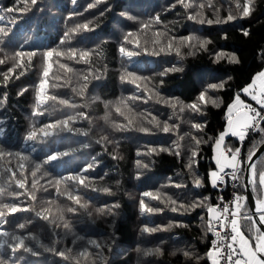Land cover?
I'll list each match as a JSON object with an SVG mask.
<instances>
[{"label":"trees","instance_id":"trees-1","mask_svg":"<svg viewBox=\"0 0 264 264\" xmlns=\"http://www.w3.org/2000/svg\"><path fill=\"white\" fill-rule=\"evenodd\" d=\"M244 2L37 0L32 5L28 0L25 6L23 0H0V27L8 33H0V60L5 61L0 64V148L13 153L0 158V188L4 189L0 209L7 213L5 204L21 209L6 215L2 230L35 237L26 243L36 252L18 253L23 259L16 264H197L185 252L201 257L199 264H211L206 258L212 239L207 208L217 194L209 179L216 168L215 140L225 129L230 102L264 68V0H252L248 17L241 14ZM229 14L237 18L224 22ZM189 15L196 19H188ZM84 24L90 30L73 31ZM185 37L194 39L185 41ZM200 41L209 43L201 47ZM121 46L140 55L129 59L120 52ZM160 48L165 51L152 54ZM72 49L75 59L69 58ZM50 50L64 53L48 61L52 67L44 93L55 99L38 108L36 95L45 79L43 54ZM84 50L92 53L88 63L79 60ZM17 51L36 55L15 67ZM233 56L235 61L230 60ZM10 68L13 71L5 81L3 74ZM172 68L178 70L161 75ZM128 72L136 76L128 77ZM220 83L223 88L208 87ZM201 92H206L205 102L199 112H193L187 105L200 103ZM69 116L74 118L71 130L57 129L36 142L26 140L29 131L39 132L45 124ZM195 124H201V129ZM165 125L170 132L163 131ZM260 127L264 129V124ZM263 141L264 131L258 130L243 142L228 136L224 145L239 148L243 159ZM193 150L196 164L189 167ZM17 152L27 160L20 161ZM60 153L67 155L44 163L47 156ZM254 162L257 170L264 167V151ZM37 164L41 167L33 178ZM88 165L92 168L83 172ZM12 172L16 176L10 179ZM78 174L88 177L87 188L71 181L55 183ZM16 179L25 181L24 189L14 183ZM196 180L202 182L200 187H195ZM243 183L242 178L239 191L245 197ZM66 188L79 195L86 207L68 200ZM144 192L159 199L144 197ZM205 197L203 207H189ZM141 199L159 210L141 212ZM241 203L244 212L248 205ZM103 207L111 211L97 212ZM38 212L49 219L38 217ZM241 220V226L250 223ZM21 224L26 227L19 228ZM4 239L11 243L10 237H0ZM155 249L162 254H155ZM146 251L152 254L145 255ZM81 252L88 254L78 255ZM0 255L6 264L16 260L7 246Z\"/></svg>","mask_w":264,"mask_h":264},{"label":"snow or ice","instance_id":"snow-or-ice-1","mask_svg":"<svg viewBox=\"0 0 264 264\" xmlns=\"http://www.w3.org/2000/svg\"><path fill=\"white\" fill-rule=\"evenodd\" d=\"M32 5H35L37 3V0H30ZM181 3H183V0H180ZM24 5L26 6L28 3V0H23ZM252 0H245L243 7L241 8V14L243 17H248L251 15L252 12ZM185 8L190 7V5L185 4ZM203 7V5H201ZM237 7L240 8V5L237 4ZM16 9H12V11H15ZM237 17L233 16L232 14H229L226 18V21H232L236 19ZM2 19V18H0ZM188 19L195 20L196 16L189 15ZM156 21L159 22V17H156ZM200 23H208L212 24L214 21L212 20H200ZM216 23H220V20L215 21ZM143 27L147 28L148 25H143ZM78 30H90L88 27V24L84 25H78L76 29L73 31ZM0 33H3L5 36L8 34L5 32V29L3 27H0ZM130 35V34H129ZM244 35H248V32L245 31ZM65 36H68V33H65ZM127 40V37H125ZM185 41H191L194 39L193 37H185L183 38ZM63 43V41H62ZM209 43V41H200V46L205 47L206 44ZM173 47L172 43L170 42L167 46L169 50H171ZM2 51V49H0ZM165 48H160L159 52H153V55H159L160 52H164ZM71 55L70 59H75L77 56L76 50L72 49L70 50ZM120 52L124 54L126 57L131 59L134 56L140 55L139 52H133L129 51L123 46L120 48ZM35 51H17L15 53V56L13 59L17 60V64L15 67H20L22 65L23 59L25 57L29 58V60L35 56ZM53 55L56 56H63L64 53L55 52V50L47 51L43 54L44 60H45V67L43 69V76L45 79H42L39 83V90L36 95V104L37 107H41L44 104L47 103L48 99H55V97H48L44 93L45 85L47 84V77L49 75V71L52 67L51 63H49V59L53 57ZM92 55L87 50L80 51L79 52V60L83 61L85 63L89 62V58ZM223 54H218V59L222 58ZM231 61H235V57L230 58ZM5 63L4 60H0V64ZM61 67H66V65H61ZM178 69L172 68L165 71V73H162L161 75H166L168 71H176ZM13 71L12 68L8 70V72L3 74V79L7 81L9 79V73ZM128 77H135L136 74L132 72L127 73ZM86 79V78H85ZM121 79H125L124 76L121 77ZM256 81H259L260 83V90L259 93H256ZM133 82H135L133 80ZM210 89H218L223 88L224 83L220 84H211L208 86ZM82 94V93H81ZM242 94H247L251 97V100L256 103V105L259 106V110L257 107H253L251 104H245L244 100L241 99ZM139 97H133L132 99H138ZM206 98V92H201L199 95V102L200 103H193L191 105H187L188 108H190L193 112H199L201 104L205 102ZM214 103V101H213ZM61 104L68 105V101H61ZM72 107H75V105H71ZM176 104L173 103L172 107L175 108ZM241 107L245 109L244 111H241ZM183 107L181 108V111H183ZM235 110V111H234ZM119 111V109H117ZM37 115H41L43 113L37 112L35 113ZM83 115V114H81ZM73 117L69 116L63 121L56 120L54 122L45 124L43 127L39 129V132L36 130H31L26 135L27 141L36 142L38 137L41 140L47 139L48 137H51L52 135L56 134V130L59 131L63 130H71L69 128L70 121H73ZM129 124H131V121H129ZM261 124H264V71H261L257 74L256 78L253 80V83L248 85L247 87L243 88L241 90V93H237L234 101L232 104L228 106V121H227V127L226 130L219 133L218 138L215 140V147L216 149H220L223 142L225 141V138L229 135L238 137V139L243 142L246 138V134L249 132V130L252 131H264V129H261ZM127 126H125L126 128ZM194 127L196 129H201V124H195ZM125 130V129H121ZM141 131H148V129H140ZM163 131L165 133L170 132L171 129L169 126L165 125L163 127ZM197 145L200 143V141H196ZM153 151H155L153 149ZM161 151H167V149H161ZM228 152L231 153L230 156L226 155L225 152L221 151L215 158V165L216 168L210 172V183L213 188H219L220 185L225 184V177H228L231 181L239 183L241 179H244L243 187L250 191L256 193V197L254 199V209L252 210L251 214L249 212H244L242 219L248 220L251 224V227L249 229L251 233V237H246L244 233L241 231L239 220L236 218L240 215V210L244 207V205L241 203V201H246L247 197L240 196V195H234L233 200L231 202V206H234L235 211H231V206L228 204H223V198H221V203L215 207L209 206L207 208V212L210 215H214L219 212V215H214L215 223L219 225L220 231H217L215 234L218 237L217 240L213 241V247L208 251L206 254V258L211 260V264H221L223 261V264H264V171H258L255 162L253 161V153H249L247 158H241L240 156V149L237 148L233 152L231 149H228ZM5 155H13L11 152H5L3 148H0V158H3ZM15 155L19 158L20 161L27 160V157L22 155L21 153L17 152ZM61 155H67V153H60L56 155H49L47 156V159L44 161V163H48L54 160H57L59 156ZM197 156V152L195 150L192 151L191 154V162L189 167H192L194 164H196L195 157ZM24 165L23 163L20 164V168L23 169ZM40 165L37 164L35 166L36 171L32 172L33 178H35L37 171L40 169ZM146 167V165H145ZM92 168V165H88L83 172H87ZM225 169H230V172H226ZM6 171H11V169H6ZM23 173H21L22 175ZM16 176V172H12V179ZM88 180V177L83 174L78 175H69L66 177H63L61 179L56 180V185L59 186L62 181H71L74 182L78 186H82L83 188H87L88 184L86 181ZM14 183L20 188H25V181L23 179H16L14 180ZM201 181L196 180L195 181V187L201 186ZM33 186H35V179H33ZM4 189L0 188V193H2ZM57 191L59 192V187H57ZM104 191H110L109 189H105ZM67 195V199L73 201L76 205H80V207H86V205H82L80 203L81 197L79 195H73L72 191H69L68 188L65 189V193ZM144 197H149L152 200H158L159 196L154 195L152 192H144ZM32 199H35L33 196ZM208 198L205 197L204 200L194 202L193 205H190L189 207L197 208V207H203L204 202ZM118 206V205H117ZM140 210L141 212L145 213H153L154 211H158L159 209H154L150 207L147 203H145L144 199L140 200ZM3 209L7 210V213L0 209V237H10L11 243L9 242V239L0 240V249L7 248L10 249L12 256L16 257V260L12 261V264H16V261L22 260V255H17L20 252L23 253H31L33 255L36 254V252L33 250V248L26 243V240H34L35 237L31 236H21L16 235L14 233H9L7 231L2 230L3 223H6L5 217L9 213H16L17 211H20L21 209L18 208L15 205L9 206L7 204L3 205ZM70 212H74V208L68 209ZM173 211H176V208L172 209ZM111 210L107 207L98 208L97 212L102 214H107ZM38 217H41V213H36ZM231 215L233 218L228 221L226 220V216ZM253 216L255 219H253ZM44 220H48V216H42ZM221 220H225L224 223H221ZM210 227L209 231H212V221H209ZM26 226L24 224L19 225V228L24 229ZM65 228H68V225L65 224ZM159 229L153 228L148 229L145 228L144 231H158ZM95 244L96 247H100V245L96 242H91ZM155 252V254L160 255L162 254L160 249L152 250ZM61 256H64L65 254L63 252L58 253ZM88 253L81 252L78 255L85 256ZM152 254V252L146 251L145 255ZM185 256L189 257L190 259L195 258L197 261V264H199V260L201 257H194L193 253L191 252H185ZM0 264H6V259L4 256L0 255Z\"/></svg>","mask_w":264,"mask_h":264},{"label":"built area","instance_id":"built-area-1","mask_svg":"<svg viewBox=\"0 0 264 264\" xmlns=\"http://www.w3.org/2000/svg\"><path fill=\"white\" fill-rule=\"evenodd\" d=\"M249 104H251L253 107H257L258 110H259V106L256 105L255 102H251ZM252 132H253L252 130H249V132L246 134V137L249 136ZM228 149H231V147L230 146H226L224 148V152L226 154H231V153L228 152ZM232 151L234 152L235 150H232ZM225 171L226 172H230L231 170L230 169H225ZM225 181H226L225 184L220 185L219 188H215V189H217V194L214 197V202L210 206L215 207V206L219 205L221 203V198H223V204H228V205L231 206V202L233 200V196L234 195H240L241 196V193L239 191L240 182L239 183L233 182L228 177H225ZM231 211H235L234 206H231ZM214 215H219V212L214 214ZM214 215H210L208 213V223L211 220L212 221V225L211 226L213 228L210 249L213 247V241L218 239V237L216 236L215 233L217 231H220L219 225L215 223ZM240 217H241V214L239 216H237L236 218L239 220ZM232 218L233 217L231 215H227L226 216V220H228V221H230ZM224 222H225V220H221V223H224ZM209 226H210V224H209ZM221 264H223V261L221 262Z\"/></svg>","mask_w":264,"mask_h":264},{"label":"crops","instance_id":"crops-1","mask_svg":"<svg viewBox=\"0 0 264 264\" xmlns=\"http://www.w3.org/2000/svg\"><path fill=\"white\" fill-rule=\"evenodd\" d=\"M261 71H264V68L261 70ZM261 71H259V72H261ZM258 72V73H259ZM258 73H256L255 74V76L253 77V79H252V81L249 83V84H247L245 87H247L248 85H250V84H252L253 83V80L256 78V76H257V74ZM244 87V88H245ZM255 88H256V93L258 94L259 93V90H260V83H259V81H256V85H255ZM241 93V92H240ZM235 98V97H234ZM241 99L242 100H244V102H245V104H248L249 102H251L252 100H251V97L249 96V95H247V94H242L241 95ZM233 101H234V99L230 102V104H232L233 103ZM229 104V105H230ZM228 105V106H229ZM245 109H243V107H241V111H244ZM235 111V110H234ZM226 117H227V121H228V107H227V111H226ZM226 127H227V123H226V125H225V129L223 130V131H225L226 130ZM228 137V136H227ZM238 138V137H237ZM226 139V138H225ZM224 144H225V141L223 142V144H222V146H221V148L218 150V149H216V147L214 146V152H215V158H216V156L219 154V152H221V151H223L224 152ZM228 156H230V155H228ZM258 171H264V167L263 168H259V170ZM209 177H210V175H209ZM256 194V193H255ZM246 202H247V200H246ZM243 204V203H242ZM247 205H248V203H247ZM246 212H249L250 211V208H249V205H248V209L247 210H245ZM244 211V212H245ZM244 212L241 210L240 211V214H241V217L243 216V214H244ZM239 218V223H241V219L242 218ZM250 223H247V222H244L243 223V226H241L240 225V228H241V231L244 233V235L246 236V237H251V233H250V231H249V227H248V225H249Z\"/></svg>","mask_w":264,"mask_h":264},{"label":"water","instance_id":"water-1","mask_svg":"<svg viewBox=\"0 0 264 264\" xmlns=\"http://www.w3.org/2000/svg\"><path fill=\"white\" fill-rule=\"evenodd\" d=\"M264 151V141L256 148V150L253 152V161ZM244 180V179H243ZM245 182V181H244ZM245 197H247V203L249 205L250 208V213L252 212V210L254 209V195L253 192H250L248 190L245 189ZM253 219H255V217L253 216Z\"/></svg>","mask_w":264,"mask_h":264},{"label":"clouds","instance_id":"clouds-1","mask_svg":"<svg viewBox=\"0 0 264 264\" xmlns=\"http://www.w3.org/2000/svg\"><path fill=\"white\" fill-rule=\"evenodd\" d=\"M229 136H231V135H229ZM239 140V139H238ZM226 146H229V145H224V148L226 147ZM231 147V146H230ZM231 149L232 150H235V149H233L232 147H231ZM237 149V148H236ZM226 154V153H225ZM226 155H231V154H226ZM209 179H210V177H209ZM244 181V180H243Z\"/></svg>","mask_w":264,"mask_h":264},{"label":"bare ground","instance_id":"bare-ground-1","mask_svg":"<svg viewBox=\"0 0 264 264\" xmlns=\"http://www.w3.org/2000/svg\"><path fill=\"white\" fill-rule=\"evenodd\" d=\"M241 92V91H240Z\"/></svg>","mask_w":264,"mask_h":264}]
</instances>
